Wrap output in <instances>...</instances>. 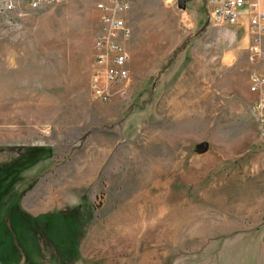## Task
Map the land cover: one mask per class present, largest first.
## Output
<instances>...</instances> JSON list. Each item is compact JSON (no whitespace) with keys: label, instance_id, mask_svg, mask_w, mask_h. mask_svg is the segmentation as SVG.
<instances>
[{"label":"rangeland","instance_id":"1","mask_svg":"<svg viewBox=\"0 0 264 264\" xmlns=\"http://www.w3.org/2000/svg\"><path fill=\"white\" fill-rule=\"evenodd\" d=\"M130 1L129 85L107 104L88 90L90 0L0 15V264H257L249 237L264 264V97L241 9L217 25L190 0Z\"/></svg>","mask_w":264,"mask_h":264},{"label":"built area","instance_id":"2","mask_svg":"<svg viewBox=\"0 0 264 264\" xmlns=\"http://www.w3.org/2000/svg\"><path fill=\"white\" fill-rule=\"evenodd\" d=\"M62 0H0V15L23 17L27 10ZM98 17L92 46V69L88 90L92 98L107 104L122 97L128 87L127 43L131 34L127 15L130 0H90ZM207 20L217 25H236L238 12L245 9L248 36L247 62L251 93L264 97V5L262 0H203ZM260 104V102H259Z\"/></svg>","mask_w":264,"mask_h":264},{"label":"crops","instance_id":"3","mask_svg":"<svg viewBox=\"0 0 264 264\" xmlns=\"http://www.w3.org/2000/svg\"><path fill=\"white\" fill-rule=\"evenodd\" d=\"M190 1L192 3V6H193V10L194 11H198L199 8H201L202 5H203V0H190ZM262 3L264 5V0H262ZM240 11L243 13L241 15L242 16V19H243L241 21V25L244 24L245 30H246V23H247V21H246L245 15H244L245 9L242 8ZM29 18H30V16L29 17H25L24 18L25 20H22L21 23L22 22H26ZM31 20H32V17H31ZM62 27H63V24H62ZM65 29L68 31V27H65ZM247 45H248V43H247ZM17 46L19 47L20 51L23 53V54H20L19 55L20 58L18 60L20 61V63H23V62L25 63L26 60H30V61L33 60L34 62H37V60L39 58V55H38V47L36 45L31 44V43H29V44H24V43L22 44V43H20ZM246 50H247V48H246ZM63 55L61 57H58V60H60L61 61V64L64 66L66 60L64 59ZM66 56H67V63H68V61H69V54L67 53ZM41 58H44V57L41 56ZM45 58L47 59V58H49V56H46ZM50 59H52V58L50 57ZM89 61H90L89 62V65H91V59H89ZM6 74L4 73V76H6ZM10 74L13 75L14 73H10ZM42 77L43 78H46L45 75H43ZM53 79H55V76H52L51 74L49 76L47 75V79H46L45 83L48 82L47 84H49V83L53 82L52 81ZM55 81L58 82L57 85H60L61 86V89H63V87H64V81L60 82L57 79ZM22 87H23L22 92H19V96H20L19 99L20 100H21L22 97L24 99H27L28 98V94L30 95V99L32 98V94H33L34 98H37V92H38L37 79H35V82L33 84H31V83L29 85L26 84V85H23ZM7 88H8L7 90H10L9 89V86H7ZM42 89L46 92V94L48 92H50L52 95H55L53 93V89H52V91L48 87L42 88ZM13 92L14 93H17V90H14ZM240 238L244 239L242 236ZM227 239H229V238H227ZM244 240H246V239H244ZM255 240H256L255 237H252V238L249 237V239H247L246 241L253 244V257L256 260V263L257 264H262V243H261V238L258 239L257 243H256ZM221 242H222V240H221ZM179 251H180L179 248H177V249L175 248L173 250V253L179 254ZM216 252L218 253V250H216ZM195 253H197V252H195ZM213 255H216V254H213ZM173 257H174V259H172V260L170 259L168 261V263H165V264H175L174 263L175 260L178 259V258H181V255H178V256L173 255Z\"/></svg>","mask_w":264,"mask_h":264},{"label":"water","instance_id":"4","mask_svg":"<svg viewBox=\"0 0 264 264\" xmlns=\"http://www.w3.org/2000/svg\"><path fill=\"white\" fill-rule=\"evenodd\" d=\"M176 6L178 9L184 10L185 9V0H177Z\"/></svg>","mask_w":264,"mask_h":264},{"label":"trees","instance_id":"5","mask_svg":"<svg viewBox=\"0 0 264 264\" xmlns=\"http://www.w3.org/2000/svg\"><path fill=\"white\" fill-rule=\"evenodd\" d=\"M179 48H180L179 50H178V48L176 49V50H178L177 52H179L182 47L180 46ZM10 198H11L10 193L5 195L4 201H3V208L5 207V205L7 204V202L9 201Z\"/></svg>","mask_w":264,"mask_h":264}]
</instances>
